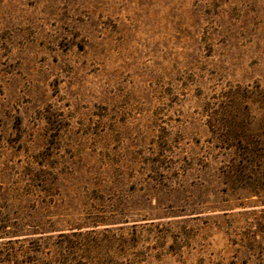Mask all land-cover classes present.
I'll return each mask as SVG.
<instances>
[{"label":"rangeland","instance_id":"1","mask_svg":"<svg viewBox=\"0 0 264 264\" xmlns=\"http://www.w3.org/2000/svg\"><path fill=\"white\" fill-rule=\"evenodd\" d=\"M0 264H264V0H0Z\"/></svg>","mask_w":264,"mask_h":264}]
</instances>
